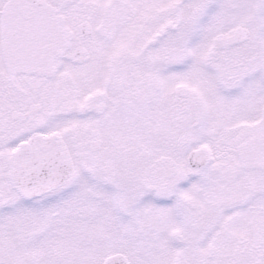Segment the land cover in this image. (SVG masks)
Returning <instances> with one entry per match:
<instances>
[{
    "label": "snow or ice",
    "instance_id": "obj_1",
    "mask_svg": "<svg viewBox=\"0 0 264 264\" xmlns=\"http://www.w3.org/2000/svg\"><path fill=\"white\" fill-rule=\"evenodd\" d=\"M0 264H264V0H0Z\"/></svg>",
    "mask_w": 264,
    "mask_h": 264
}]
</instances>
